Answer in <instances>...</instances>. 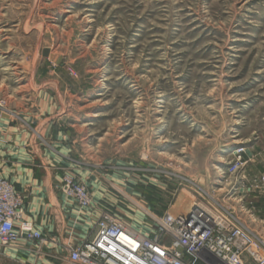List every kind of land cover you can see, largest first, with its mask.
I'll return each mask as SVG.
<instances>
[{
	"label": "rangeland",
	"instance_id": "374dc122",
	"mask_svg": "<svg viewBox=\"0 0 264 264\" xmlns=\"http://www.w3.org/2000/svg\"><path fill=\"white\" fill-rule=\"evenodd\" d=\"M49 103L102 210L146 234L216 201L264 250V0H0V113Z\"/></svg>",
	"mask_w": 264,
	"mask_h": 264
},
{
	"label": "built area",
	"instance_id": "2783aa9c",
	"mask_svg": "<svg viewBox=\"0 0 264 264\" xmlns=\"http://www.w3.org/2000/svg\"><path fill=\"white\" fill-rule=\"evenodd\" d=\"M237 170L232 165L226 173L234 175ZM60 190L81 210L92 205L86 187L69 175L63 176ZM22 215V197L0 178V246L14 245L20 239L46 244ZM66 252L61 264H264L260 256L264 250L255 237L216 201L210 211L195 205L178 213L167 211L146 234L101 209L94 233L66 247Z\"/></svg>",
	"mask_w": 264,
	"mask_h": 264
},
{
	"label": "crops",
	"instance_id": "0c3cea01",
	"mask_svg": "<svg viewBox=\"0 0 264 264\" xmlns=\"http://www.w3.org/2000/svg\"><path fill=\"white\" fill-rule=\"evenodd\" d=\"M55 110L49 103L35 114L26 112L24 119L0 113V178L22 197V219L46 240L44 245L20 239L14 245L0 246V264H61L66 247L94 233L102 202L111 199L98 170L77 154L72 132L64 125L66 117ZM67 172L86 184L92 199L89 208L79 209L61 192V179ZM249 203L243 202L242 208Z\"/></svg>",
	"mask_w": 264,
	"mask_h": 264
},
{
	"label": "water",
	"instance_id": "95a60500",
	"mask_svg": "<svg viewBox=\"0 0 264 264\" xmlns=\"http://www.w3.org/2000/svg\"><path fill=\"white\" fill-rule=\"evenodd\" d=\"M42 56L46 57V58H49L50 60L54 59V57L52 55H49V52H48L47 49L43 50Z\"/></svg>",
	"mask_w": 264,
	"mask_h": 264
},
{
	"label": "bare ground",
	"instance_id": "6f19581e",
	"mask_svg": "<svg viewBox=\"0 0 264 264\" xmlns=\"http://www.w3.org/2000/svg\"><path fill=\"white\" fill-rule=\"evenodd\" d=\"M243 151V150H242ZM240 153V152H239ZM180 202V201H179ZM177 205H179V203H177ZM187 205H189V204H187ZM190 207V206H189ZM189 207H185V210L187 209V208H189ZM176 209V207L174 208V210ZM179 210V209H178ZM179 211H181V210H179Z\"/></svg>",
	"mask_w": 264,
	"mask_h": 264
}]
</instances>
